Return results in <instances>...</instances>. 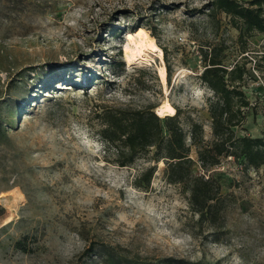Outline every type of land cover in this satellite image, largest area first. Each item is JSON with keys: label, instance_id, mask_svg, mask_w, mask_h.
<instances>
[{"label": "rangeland", "instance_id": "374dc122", "mask_svg": "<svg viewBox=\"0 0 264 264\" xmlns=\"http://www.w3.org/2000/svg\"><path fill=\"white\" fill-rule=\"evenodd\" d=\"M207 1L0 0V264H102L81 255L93 241L149 261L264 264V168L222 156L203 170L189 136L197 122L213 140L201 49L219 43L226 68L243 72L237 86L248 101L235 136L264 135V32L240 36L225 13L206 14ZM139 27L161 58L128 38ZM165 101L177 109L193 172L219 184L216 226L197 221L188 190L166 181L153 148L121 166L99 136L101 109L153 106L160 115ZM151 164L150 184L137 185Z\"/></svg>", "mask_w": 264, "mask_h": 264}, {"label": "trees", "instance_id": "16d2710c", "mask_svg": "<svg viewBox=\"0 0 264 264\" xmlns=\"http://www.w3.org/2000/svg\"><path fill=\"white\" fill-rule=\"evenodd\" d=\"M205 8L211 18L218 13L228 15L240 36L264 32V0H208ZM224 50L222 43L201 49L205 65L200 78L214 94L208 102L213 140L206 144L201 134L202 126L193 122L190 142L196 147L197 160L203 170L217 165L222 156L243 158L249 166L264 168V135L235 136L233 128L244 120L242 108L248 101L237 86L243 72L237 64L226 68ZM166 69L169 75V66ZM97 117L99 136L106 149L115 154L118 165L131 164L153 148L152 161L164 163L166 181L181 184L188 190L189 205L197 214V221L218 225L223 208L219 184L211 176L193 172L195 159L190 154V144L179 123L177 109L172 115L160 116L153 106H109L101 109ZM155 170V164L147 166L138 175L136 184L148 186ZM15 246L22 249L21 241ZM88 253L96 255L102 264H188L182 258L171 256L149 261L129 253L122 246L94 241L81 255Z\"/></svg>", "mask_w": 264, "mask_h": 264}, {"label": "bare ground", "instance_id": "6f19581e", "mask_svg": "<svg viewBox=\"0 0 264 264\" xmlns=\"http://www.w3.org/2000/svg\"><path fill=\"white\" fill-rule=\"evenodd\" d=\"M136 39L133 37L132 34H128V38L132 41H134L135 47L138 49L145 48L146 50H150L152 52H155L160 58L162 57V52L159 46L156 44L155 40L148 34V32L143 28L139 27L136 35ZM128 53L127 59L130 61L136 54L130 50V52L126 51ZM162 61V59H161ZM163 62V61H162ZM159 76L161 78V81L163 83L166 82V67L162 63L159 66ZM160 115L169 114L172 115L175 113V108L170 105L168 101H165L159 108H158Z\"/></svg>", "mask_w": 264, "mask_h": 264}]
</instances>
